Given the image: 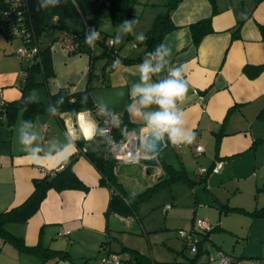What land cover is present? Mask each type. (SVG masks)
I'll use <instances>...</instances> for the list:
<instances>
[{"label": "crops", "instance_id": "crops-1", "mask_svg": "<svg viewBox=\"0 0 264 264\" xmlns=\"http://www.w3.org/2000/svg\"><path fill=\"white\" fill-rule=\"evenodd\" d=\"M170 19L175 28L161 44L171 50V55L165 57L163 70L152 75L150 82L165 79L173 67L182 70L189 91L185 101L178 103V108L183 109L187 126L195 131V140L203 152L195 153L193 143L177 148L165 141L156 156V167L146 168L142 163L120 167L142 165L145 174L156 180L164 177L166 166L187 178L191 175L194 182L208 192L205 194L202 187L194 191L197 199L200 195L205 196L208 210L202 214L214 223L212 233L216 234L211 233L208 241L211 242L210 237L219 240V234L226 232V220V224L234 225L228 231L231 238L226 239L229 246L220 248L224 245L220 243L217 249L234 257L238 264H251V260L247 263L240 260L264 257V216L251 214L264 208V119L258 118L264 109V34L261 32L264 0H181L170 13ZM205 19H210L212 31L194 45L189 27ZM46 44H50L47 38L44 46ZM50 55L53 76L45 79L39 73L33 88L37 92L35 101L43 105V112L33 120V131L38 136L33 146L40 147L42 155L59 151L68 142L66 132L84 135L89 121L97 123L92 111L76 116L53 114L49 96L60 89L76 93L90 86L95 107L121 115L134 133L148 134L143 121L131 117L127 111L133 103L131 89L141 83L140 64L107 69L106 60L91 61L87 54L69 55L58 42L51 45ZM16 71V66L11 68L6 74L8 79L0 85L4 86L0 91V107L21 95L18 86L17 89L10 87ZM155 110H158L156 105L145 109ZM19 125L15 122L12 127L5 124L0 127V212L22 204L33 191L34 179L63 165L57 166L55 160L33 163L28 159L18 142ZM99 148L101 145L95 138L86 142L82 150L90 152ZM81 151L77 148L72 155L77 157L73 172L89 190H49L39 210L25 224L7 226L11 234L23 238L25 246L39 245L63 254H55L43 261L34 253L4 249L7 243L0 239V264H96L110 254L119 255L126 264H134L129 254L111 250L112 214L107 212L110 191L99 185V174ZM216 162H221L222 168L218 174H212L210 169ZM120 167L117 181L124 190L120 176L123 179L125 176L124 172L120 174ZM199 169L208 172L199 175ZM171 199L175 200L173 196ZM169 211L164 210L165 213ZM221 212L224 215H220ZM195 213L196 208L191 222ZM217 215L221 216L219 222H216ZM128 219L132 221V218ZM64 230L68 233L58 236ZM198 237L199 241L203 238L202 235ZM229 249H232L231 254L226 253ZM177 254H181V250ZM163 257L153 256L152 260L185 261ZM197 258L196 264L206 259L203 255Z\"/></svg>", "mask_w": 264, "mask_h": 264}, {"label": "trees", "instance_id": "trees-1", "mask_svg": "<svg viewBox=\"0 0 264 264\" xmlns=\"http://www.w3.org/2000/svg\"><path fill=\"white\" fill-rule=\"evenodd\" d=\"M164 1L165 12L156 19L152 29L145 35L146 40L140 44L142 46V51L138 55L130 57L120 56L114 44H109V41H107V34L100 30V26L103 18L114 15L118 8L129 9L131 6L139 3V0H108L107 3H100L94 0H76L78 7L73 6L72 0H62V3L58 7L39 11L37 10L38 0H0V37L8 41L19 39L21 41L20 47L28 49L33 47L37 48L33 63L26 62L19 57L15 51V54L19 57L21 62L19 71H25L26 75L24 81L18 83L21 92L20 97L1 105L0 127L3 124L12 127L19 115L21 116V121L30 120L33 122L34 118L43 112V105L36 101L28 103L27 111H22L24 105L23 97H27L37 85L36 76L39 73H42L45 79L53 76L50 48L52 44L58 42L59 38L64 35L73 36L77 44L76 48L67 52L69 55L87 54L91 61L98 58L106 60L105 68L107 67V69L112 67L113 61L116 59L121 61V65L142 64L150 54L155 53L157 47L161 45L163 38L175 28L171 22L170 13L177 7L181 0ZM209 1L212 2L213 0ZM54 17L58 18V22H53ZM68 20L74 21L75 24L80 25V28H69L66 23ZM85 26L96 28L101 34V38L98 40L94 49L88 48L85 44ZM189 28L194 45H198L203 36L212 31L210 19L199 21L192 24ZM55 29L59 31L57 37L53 38L50 44L41 46V37L43 35H50ZM261 32L264 34V28H261ZM96 48H98V51ZM152 63L155 64L156 60L153 59ZM90 75H92V73H90ZM84 95H87V102L86 104H81V98ZM59 97H63V102L58 106L59 113L57 115L70 113L76 116L81 112L92 111L95 107L90 93V86H87V88L81 92L70 93L67 90L60 89L57 93L50 95L49 101L53 112L57 107L56 102ZM258 118L264 119V109L260 111ZM75 143L77 148L81 151L86 141H75ZM81 152L99 174V185L108 188L110 191V201L107 209V212L110 214L117 213L120 216L127 215L129 212L133 211V207L138 202L149 196L157 188L166 184H171L172 182L183 181L184 179L189 181L185 175L173 171L166 166L164 169V177L158 179L157 182L144 193L130 197L132 199L131 201L118 183L117 175L113 174L115 162L108 157H103L101 148L95 151L87 152L82 150ZM76 160L77 157L72 156L69 162L63 164L61 168L46 172L43 177L34 179L32 181L33 191L22 204L9 211L0 212V239L3 242L11 244L19 252L34 253L43 261L55 254H63L59 251L42 248L39 245L27 247L24 244L23 238L11 234L7 230V226L10 224H25L27 220L39 210L41 202L45 199L49 190H55L56 192L81 190L87 192L89 188L83 184L73 172V164ZM189 182L191 183V181ZM232 210L241 211V209ZM251 214L255 216H264V208ZM212 229L213 227L208 231L200 232L203 238L198 242L197 252L195 253L196 256L182 262H157L145 258L136 251L124 249L130 252L134 264H196L198 261L197 257L202 254V241L208 240L209 235L213 231ZM184 249H186L185 245ZM255 261H257V263L259 262L258 260Z\"/></svg>", "mask_w": 264, "mask_h": 264}, {"label": "rangeland", "instance_id": "rangeland-1", "mask_svg": "<svg viewBox=\"0 0 264 264\" xmlns=\"http://www.w3.org/2000/svg\"><path fill=\"white\" fill-rule=\"evenodd\" d=\"M164 3V0H139V3L131 6L129 9L118 8L114 15H109L106 18H103L100 30L107 34V41H110L111 37L114 39L119 30V26L123 21L135 19L136 24L134 25L133 32L130 34L121 33V42L118 45L114 44L115 49L118 50L120 56L134 57L142 51V46L140 45L141 42L136 39V36L140 33L146 35L152 29L156 19L165 12ZM66 23L71 29L80 28V25L75 24L72 20H68ZM58 34L59 31L55 29L50 35H43L40 39L41 46H44L45 38H47V42H50L53 38L57 37ZM20 46L18 39L8 41L5 38L0 37V85L6 82V79H8L6 78V74H9L11 68L14 66L17 68V73L14 82L10 87L16 88L18 83L22 82V80L19 79L20 69H18V64L21 62L15 54V51ZM97 49L98 48H96V50ZM99 59L100 58L95 60L97 61ZM3 89L4 86L0 87V91ZM20 119V116H18L16 122L20 123ZM120 171V174L124 172V179L122 175L120 176V179L122 180L125 194L129 198L144 193L149 187L157 182L152 176L145 174L146 170L143 169L142 165L138 168L120 167ZM196 176H198L197 173ZM188 180H192L193 182L190 183L184 179L183 182H172L171 184H166L157 188L149 196L138 202L133 207V211L129 212L127 215L120 216L117 213H112V238H110L111 250L120 253L125 252L130 255V252L124 249L126 248L128 250L136 251L150 260H152L153 256H165L163 258L166 260H172L171 258L173 257L187 260L196 256L194 253H191L189 249H184L183 241L178 236V231H190L195 228V222L198 220L207 221L211 227L214 226V223L210 222V219L202 214V211L205 212L208 210V205L205 203L206 200L204 199L205 196L200 195L201 198L197 199L194 194V191L197 188L202 187V185L194 182L195 179L191 175H189ZM202 189L205 194L208 193L203 187ZM172 196L173 199H175L173 201L171 199ZM130 200L132 201L131 198ZM167 204H170L172 210L165 213L163 207ZM195 208L196 213L191 222L193 210ZM219 214L224 215L222 212ZM218 215L216 222L221 220V216ZM128 218H132V221ZM230 223L233 225L232 220ZM233 227L226 224L225 220L224 228L226 229V232H221L218 236V239L222 242L212 239L211 237V242L208 240L202 241L201 255L206 259L199 261L198 264H218L217 258L219 250L217 249V246L220 247V243L224 244L223 247L220 248H226L229 246L226 239L231 238V233L228 231L232 230ZM9 231L11 232V230ZM213 233L216 234V232ZM198 235H200V232L197 234V238H199ZM4 249H9L13 252L16 251V249L8 243L5 244ZM180 250L181 254H177ZM3 252H5V250H3ZM228 252L231 254L232 249L226 251V253ZM253 259L258 260L260 264H264L262 263L264 257L241 259L240 261H245V263H247Z\"/></svg>", "mask_w": 264, "mask_h": 264}, {"label": "clouds", "instance_id": "clouds-1", "mask_svg": "<svg viewBox=\"0 0 264 264\" xmlns=\"http://www.w3.org/2000/svg\"><path fill=\"white\" fill-rule=\"evenodd\" d=\"M62 0H38L37 10H49L58 7ZM72 4L78 7L76 0H72ZM53 22H58V18L54 17ZM136 20H125L120 26L117 34L113 39V44L121 42V33L130 34L134 30ZM100 32L96 28H89L85 33L84 41L88 47L95 48L96 42L100 39ZM140 42L146 40L144 33L136 36ZM171 55V50L161 44L157 47L155 53L149 55L142 64L138 65L141 83L133 85L131 89V97L133 103L128 106V113L131 117L143 121L144 126L148 129L147 138L141 142L144 157H154L159 146L165 141L170 142L174 147L179 148L182 145L192 144L196 139V133L193 129H189L185 120L184 111L178 108V103L185 101L189 91V85L186 82L184 73L180 68L170 71V78L160 80L157 83H151V76L160 73L163 70L165 57ZM156 63L153 64L152 60ZM121 61L116 59L113 61V68H120ZM122 95V93H121ZM37 99V92L33 89L27 97H23L24 105L22 111H27V104ZM63 102V97L57 100V107L53 114L59 113V104ZM87 95L81 98V104H86ZM152 105L158 106V110L145 111ZM52 109L50 108V111ZM114 126H119L114 124ZM34 124L30 120H22L18 128V142L23 146L22 151L26 157L33 163L48 160L57 162V166L67 164L70 157L77 151L76 140L84 139L90 142L96 138L98 134L103 135V129H100L95 120L89 121L88 128L84 135L79 132L73 134L66 132L68 142L55 154H41L40 147H34L38 136L33 131ZM110 148V151H116L119 146Z\"/></svg>", "mask_w": 264, "mask_h": 264}, {"label": "built area", "instance_id": "built-area-1", "mask_svg": "<svg viewBox=\"0 0 264 264\" xmlns=\"http://www.w3.org/2000/svg\"><path fill=\"white\" fill-rule=\"evenodd\" d=\"M100 3H107L108 0H94ZM89 28L85 26L84 34L87 32ZM17 32V31H16ZM20 34V33H17ZM101 38V35H100ZM59 45L66 51L70 52L74 48H76L75 39L71 35H64L58 40ZM98 41L96 42V44ZM110 45H113V39L109 41ZM93 49L91 47H88ZM37 53V48L33 47L31 49L20 47L16 50V54L21 57L26 62L33 63L35 55ZM176 69L173 67L171 70ZM170 70V71H171ZM170 71L168 72L166 78H170ZM25 71L20 72V79L24 81ZM93 114L97 119V125L100 129H103V135L98 134L96 138L98 139L101 149L102 155L105 158H110L115 162V166L113 167V174L117 175L119 171V166L122 164H131V163H141L144 157L143 149L141 147V142L144 140L146 136H143L141 133H134L129 130L126 124L124 123L123 117L118 114H111L107 111L103 110L99 107H94L92 110ZM114 124H118L119 126H114ZM44 135V134H43ZM113 141L115 144L119 146L116 151H110L109 149L115 147L113 145ZM195 153L201 154L203 152L202 146L195 140L193 142ZM222 168L221 162H216L214 166L210 169V173L218 174ZM208 172L206 169H199L198 174L202 175ZM171 209L170 205H166L164 207L165 211H169ZM211 228V225L207 221L198 220L195 222V228L186 232L183 230L178 231V236L182 239L185 247L190 250L191 253L197 252V246L199 239L197 238V234L199 232L208 231ZM68 231L64 230L59 233L58 236H62L67 234ZM218 264H238V261L223 252H219L217 258ZM257 261L251 260V264H256ZM96 264H126L119 255L110 254L103 258L101 261Z\"/></svg>", "mask_w": 264, "mask_h": 264}, {"label": "water", "instance_id": "water-1", "mask_svg": "<svg viewBox=\"0 0 264 264\" xmlns=\"http://www.w3.org/2000/svg\"><path fill=\"white\" fill-rule=\"evenodd\" d=\"M147 138V135H146V137L144 138V140ZM164 147V143L163 144H161L160 146H159V149H158V151H157V153L155 154V156L154 157H150V158H146V159H143L142 160V165L144 166V167H146V168H151V167H156L157 166V160H156V156L159 154V152L162 150V148Z\"/></svg>", "mask_w": 264, "mask_h": 264}]
</instances>
